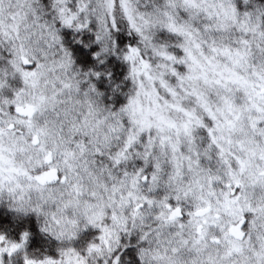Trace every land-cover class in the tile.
Segmentation results:
<instances>
[{
	"label": "clouds",
	"instance_id": "clouds-1",
	"mask_svg": "<svg viewBox=\"0 0 264 264\" xmlns=\"http://www.w3.org/2000/svg\"><path fill=\"white\" fill-rule=\"evenodd\" d=\"M186 48L209 83L181 86L172 75L188 67L165 54L181 61ZM223 66L264 69V0H0V264H258L264 213L242 226L243 254L225 255L224 232L238 222L223 208L225 161L236 167L230 153L242 155L244 134L218 130L221 156L208 134L216 123L185 92L195 88L214 108L224 95L244 103L235 87L211 83ZM177 103L207 126L193 120L186 134ZM17 105L36 111L26 116ZM51 169L56 179H37ZM247 190L264 203V187ZM169 202L184 219L166 220ZM209 202L207 239L194 245L204 217L188 213Z\"/></svg>",
	"mask_w": 264,
	"mask_h": 264
},
{
	"label": "snow or ice",
	"instance_id": "snow-or-ice-1",
	"mask_svg": "<svg viewBox=\"0 0 264 264\" xmlns=\"http://www.w3.org/2000/svg\"><path fill=\"white\" fill-rule=\"evenodd\" d=\"M186 2H191V0H186ZM173 31H181L176 28L175 25L169 26ZM247 44V41H244ZM228 55L231 56L230 50H225ZM187 56L184 60L177 61L175 56L167 55L166 59L173 62H179L186 64L188 67L187 73H181L175 68L171 69L173 76L177 78L181 86H183L186 80H199L203 78L205 83H209L207 79V74L203 76L197 74L196 66L199 65V61L196 57L192 56L189 49H185ZM238 59L233 60V64L239 66L243 54L237 53ZM191 61V63H189ZM27 63V61L25 62ZM147 67V65H145ZM27 75V73H26ZM216 79L212 80L213 85L223 88L226 92H231L233 87L241 91L244 96V103H238L236 99L231 95H224L220 97V105L213 107L212 103L198 90L185 89L188 95L195 97L196 103L199 107L208 114L211 121L216 123V127H209L208 134L211 137L212 143L219 149L221 156L224 155V146L220 143L221 139L216 136L218 130H223L227 128L233 132H241L244 134V139L238 141L239 151L242 155H236L235 153H230V155L235 160L236 167H232L231 160H226L225 163L228 166V173L225 183V191L221 193L223 198V208L225 212L229 215L238 218L237 223H233L227 231L224 232V237L227 243L230 245L226 250V257H231L236 254L242 255L244 248L242 247L240 241L243 240L244 232L242 226L246 224L247 217L249 215L255 214L257 212L264 213V203L259 205H254L249 199L248 188L250 186H261L264 187V145L260 143L261 139H264V69L253 70L251 73L245 75L241 74L234 67L223 66L221 70L216 73ZM162 86L168 89L170 94L175 97L177 95L176 91L169 88L166 81L161 80ZM171 107L178 111H182L188 117V123L184 125V131L186 134H191V123L195 120V123L200 127H206L205 123L195 116L194 111H188L183 108L180 104H173ZM17 113H21L26 116H31L36 111V106L28 105L27 108L17 105L15 108ZM220 116L224 119L221 120ZM20 123H25L20 121ZM174 126V125H172ZM27 127L29 130L33 128L31 121L27 122ZM9 129H14V124L8 125ZM45 133L43 128L38 129L31 136V142L33 144L40 143V135ZM5 134V129L0 127V137ZM134 137L130 136L127 141L126 147H131L134 143ZM227 143L231 144L232 140L228 139ZM81 150L83 146L81 145ZM2 145H0V159L2 156ZM68 156H73L74 153L68 152ZM124 153H119L116 162L119 163V156H123ZM52 153L49 152L45 156V161L51 162ZM26 174V173H25ZM245 177L246 181L245 182ZM47 178L56 179V170L51 169L49 172L45 173L42 177H37L38 180L44 181ZM146 178V177H145ZM220 177H209V183L219 180ZM165 207L168 209V215L166 220L168 222H177L178 220L184 219V212L182 208L174 206L169 202ZM212 212V205L209 202L207 207H198L194 212H189V217H204L201 223L197 224L196 231L199 233L198 239L194 240V245H198L201 241L206 240L208 232L206 231V225H209L208 214ZM219 213L213 219V222L219 221ZM222 230L221 225H217ZM183 228V223L180 224ZM212 242L219 244L221 241L218 237L213 236ZM185 244L188 241H184ZM19 247V245L13 246V251ZM254 255L258 264H264V245L261 246L259 251H255ZM52 264V262H49Z\"/></svg>",
	"mask_w": 264,
	"mask_h": 264
}]
</instances>
